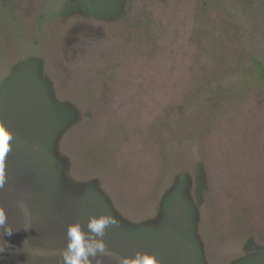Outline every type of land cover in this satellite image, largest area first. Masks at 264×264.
Masks as SVG:
<instances>
[{"label": "rangeland", "instance_id": "obj_1", "mask_svg": "<svg viewBox=\"0 0 264 264\" xmlns=\"http://www.w3.org/2000/svg\"><path fill=\"white\" fill-rule=\"evenodd\" d=\"M255 60L264 0H0V264H264Z\"/></svg>", "mask_w": 264, "mask_h": 264}, {"label": "clouds", "instance_id": "obj_2", "mask_svg": "<svg viewBox=\"0 0 264 264\" xmlns=\"http://www.w3.org/2000/svg\"><path fill=\"white\" fill-rule=\"evenodd\" d=\"M3 136L7 140L0 143V147L6 149L0 154V187H3V157L11 150V143L14 141L12 130L0 120V140ZM5 221V212L0 209V225H4ZM114 224L116 220L110 216L90 218L86 230L79 222L71 224L67 229L68 242L62 255V264H91L90 257L105 251L103 240L97 237H103L105 229ZM123 264H129V261L125 260ZM132 264H157V261L154 257L145 256L142 261L136 260Z\"/></svg>", "mask_w": 264, "mask_h": 264}, {"label": "trees", "instance_id": "obj_3", "mask_svg": "<svg viewBox=\"0 0 264 264\" xmlns=\"http://www.w3.org/2000/svg\"><path fill=\"white\" fill-rule=\"evenodd\" d=\"M255 70L261 80L264 81V62L261 60H255Z\"/></svg>", "mask_w": 264, "mask_h": 264}, {"label": "snow or ice", "instance_id": "obj_4", "mask_svg": "<svg viewBox=\"0 0 264 264\" xmlns=\"http://www.w3.org/2000/svg\"><path fill=\"white\" fill-rule=\"evenodd\" d=\"M6 140H7V137H6V136H3V137H2V140H0V143H3V142L6 141ZM4 150H6V149L0 147V154H2V152H3Z\"/></svg>", "mask_w": 264, "mask_h": 264}]
</instances>
